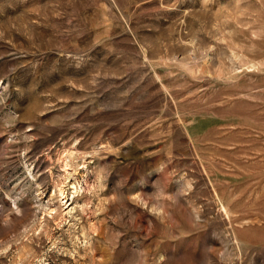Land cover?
<instances>
[{
  "label": "rangeland",
  "instance_id": "rangeland-1",
  "mask_svg": "<svg viewBox=\"0 0 264 264\" xmlns=\"http://www.w3.org/2000/svg\"><path fill=\"white\" fill-rule=\"evenodd\" d=\"M0 264H264V0H0Z\"/></svg>",
  "mask_w": 264,
  "mask_h": 264
},
{
  "label": "bare ground",
  "instance_id": "bare-ground-1",
  "mask_svg": "<svg viewBox=\"0 0 264 264\" xmlns=\"http://www.w3.org/2000/svg\"><path fill=\"white\" fill-rule=\"evenodd\" d=\"M73 157V156H72ZM68 159H69V157H68ZM71 160V159H70ZM69 165V164H68ZM75 188H76V185L74 186V190H75ZM60 193L62 194V190H60ZM64 194V193H63ZM50 214H52V213H50Z\"/></svg>",
  "mask_w": 264,
  "mask_h": 264
}]
</instances>
